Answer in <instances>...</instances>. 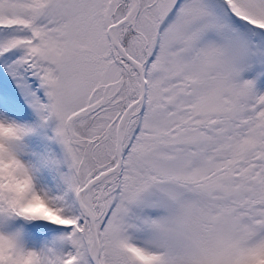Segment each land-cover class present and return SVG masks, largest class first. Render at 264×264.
Wrapping results in <instances>:
<instances>
[{"label": "snow or ice", "instance_id": "1", "mask_svg": "<svg viewBox=\"0 0 264 264\" xmlns=\"http://www.w3.org/2000/svg\"><path fill=\"white\" fill-rule=\"evenodd\" d=\"M0 264H264V0H0Z\"/></svg>", "mask_w": 264, "mask_h": 264}]
</instances>
